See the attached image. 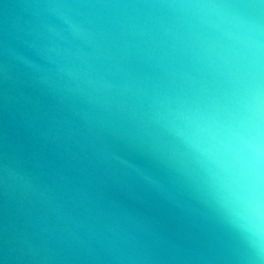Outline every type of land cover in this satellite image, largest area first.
<instances>
[{
    "label": "water",
    "instance_id": "1",
    "mask_svg": "<svg viewBox=\"0 0 264 264\" xmlns=\"http://www.w3.org/2000/svg\"><path fill=\"white\" fill-rule=\"evenodd\" d=\"M203 2L0 0V264H264L158 116Z\"/></svg>",
    "mask_w": 264,
    "mask_h": 264
},
{
    "label": "clouds",
    "instance_id": "2",
    "mask_svg": "<svg viewBox=\"0 0 264 264\" xmlns=\"http://www.w3.org/2000/svg\"><path fill=\"white\" fill-rule=\"evenodd\" d=\"M192 8L198 76L158 116L216 208L264 250V24L213 0Z\"/></svg>",
    "mask_w": 264,
    "mask_h": 264
}]
</instances>
